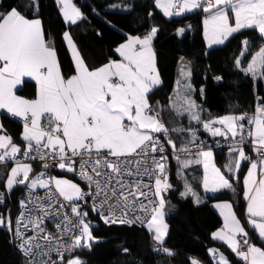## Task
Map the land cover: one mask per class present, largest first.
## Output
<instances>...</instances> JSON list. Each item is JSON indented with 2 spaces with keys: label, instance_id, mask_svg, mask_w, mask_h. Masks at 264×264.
I'll list each match as a JSON object with an SVG mask.
<instances>
[{
  "label": "snow or ice",
  "instance_id": "1",
  "mask_svg": "<svg viewBox=\"0 0 264 264\" xmlns=\"http://www.w3.org/2000/svg\"><path fill=\"white\" fill-rule=\"evenodd\" d=\"M54 3L69 28L86 18L73 0ZM154 4L166 17L202 10L209 47L224 45L243 30L255 31L259 46L245 37L234 64L254 82H264V0H154ZM109 7L120 10L121 4ZM39 14L40 0H19L0 11V110L23 123V147L0 123V165L8 169L6 162H13L9 170L0 172V230L9 234V243L23 264H85L77 251H91L101 241L93 235L94 221L83 208L88 205L105 225L139 223L152 234L155 252L174 255L165 246L169 234L165 194L174 187L166 145L179 165L177 178L184 186L181 196L191 195L197 204L202 202L184 174L193 164L203 167L205 193L234 192L235 188L232 177L213 163V151L197 130L170 129L158 103H151V93L162 84L153 49L159 29L152 26L142 35L125 34L124 42L114 49L118 58H109L96 68L88 66L70 32L64 31L62 39L73 61V73L65 76L55 40ZM184 31L179 28L177 34ZM190 75L181 69L182 77ZM31 81L35 82L33 98L16 94L18 86ZM258 99L252 115L228 114L206 120L189 96L179 105L173 101L172 108L176 115L186 114L202 125L210 136L231 139L232 158L225 167L235 176L242 163H247L243 179L247 225L264 242V98ZM170 133H187V137L178 145ZM246 146L256 154L255 159L245 152ZM193 148L194 159H181V153L190 156ZM25 161L39 163L43 171L35 172L33 164ZM56 168L77 176L86 189L50 175L48 170ZM21 187L24 194L14 218L7 207V194ZM215 207L220 209L224 225L212 238L225 243L243 264H264V248L252 242L232 204L217 203ZM209 252L215 264H230L217 249ZM189 264L203 262L190 258Z\"/></svg>",
  "mask_w": 264,
  "mask_h": 264
},
{
  "label": "trees",
  "instance_id": "2",
  "mask_svg": "<svg viewBox=\"0 0 264 264\" xmlns=\"http://www.w3.org/2000/svg\"><path fill=\"white\" fill-rule=\"evenodd\" d=\"M85 14V19L77 25L67 27L59 13L58 6L54 0H40V18L44 28L51 38L55 40L58 60L61 70L65 76L73 73V61L62 39V33L69 31L76 42L81 55L90 68H96L106 63L109 58H117L114 49L122 43L128 34L127 31L112 22L109 15H120L129 20L130 25L136 33H144L152 26L159 31L153 41L156 53V62L162 84L151 93V103L157 104L161 109V115L166 125L171 128L183 127L184 116L176 115L172 108L171 99L176 81L179 85H190L189 96L201 109L202 119L227 113L242 114L253 112L255 103L259 98H264V82H254L251 77L239 71L234 60L239 55L241 41L247 37L255 41L257 33L253 30H243L230 38L224 45L206 47L202 35L201 22L204 15L202 10L196 9L182 15L166 17L155 7L154 0H73ZM19 0H0V11L15 5ZM111 4H121V9L116 10L109 7ZM124 5L128 10H124ZM95 9V11H93ZM151 13V15H149ZM105 21H111V24ZM184 28L182 35L177 34V29ZM97 33H100L99 35ZM190 71V76H181V69ZM223 79L217 81L215 77ZM211 78L217 92L214 98L209 99V91L206 95V81ZM203 90V91H201ZM25 98H33L35 94V82L31 81L18 87L17 93ZM1 123L14 142L23 147L21 141L22 121L2 113ZM173 140L180 145L186 139L187 133H170ZM204 141L206 147H210L216 138H207L198 135ZM245 152L252 158L255 153L250 146L245 147ZM218 166L227 175L232 177L231 182L235 191L223 190L221 192L207 195L206 199L197 204L189 195L181 196L184 190L183 181L177 178L176 159L169 161L170 182L173 189L165 194L167 200L165 220L169 224V234L165 240V246L174 253L168 256L155 252V242L152 234L141 225H105L95 215L93 218V235L100 237L99 243L93 244L92 250L80 249L77 254L85 261V264H189L190 258H196L204 264H214L209 250L217 248L223 252L230 264H243L238 257L221 241L214 240L212 233L220 225L221 218L211 206L214 200H229L238 218L249 230L252 242L264 247V242L257 239L254 232L245 224L243 184L242 179L247 169V163H242L241 171L233 176L227 173L226 164L232 158L229 147L221 152H214ZM195 158V156H182L181 159ZM0 166V172L10 169ZM36 171V167H34ZM199 165L193 164L184 172L187 179L196 183L199 179ZM56 175H64L71 178L67 172H57ZM198 183V182H197ZM197 185V184H195ZM24 189L17 188L7 196V207L15 218L18 211V200L23 198ZM127 248L129 251H123ZM0 264H23L22 257L9 243V234L0 230Z\"/></svg>",
  "mask_w": 264,
  "mask_h": 264
},
{
  "label": "crops",
  "instance_id": "3",
  "mask_svg": "<svg viewBox=\"0 0 264 264\" xmlns=\"http://www.w3.org/2000/svg\"><path fill=\"white\" fill-rule=\"evenodd\" d=\"M73 3H74V1H73ZM75 4V3H74ZM76 5V4H75ZM77 6V5H76ZM78 7V6H77ZM159 9V8H158ZM161 12H162V10L161 9H159ZM163 13V12H162ZM185 13H187V12H185ZM184 14V13H183ZM204 18H205V15H204V17L202 18V22H201V27H202V35H203V37H204V41H205V44H206V47H208L209 48V45H208V41H207V39L205 38V35H204V25H203V20H204ZM109 19L112 21V22H115L116 24H118L119 26H121V27H123L126 31H127V33L128 34H131V35H142L143 33H136L134 30H133V28H132V26L130 25V23H129V20L126 18V17H122V16H120V15H109ZM124 42V41H123ZM66 43V42H65ZM213 46H216V45H213ZM154 49V48H153ZM69 51V50H68ZM70 53V52H69ZM71 56V55H70ZM118 58V57H117ZM117 58H114V59H117ZM108 62V61H107ZM106 62V63H107ZM105 64V63H104ZM101 66V65H100ZM156 66H157V62H156ZM99 67V66H98ZM157 69H158V67H157ZM161 78V77H160ZM25 79H27V78H25ZM34 82V81H33ZM18 87H20V86H18ZM206 88H205V90H206V95L208 94V91H209V95H208V97H209V99H213L214 98V96H215V94H216V92H217V89H216V87H215V85L213 84V82H212V80H211V78H208L207 79V81H206V86H205ZM189 89V87H188V85H187V82L185 83V85H179V84H177V81H176V84H175V87H174V91H173V97H172V99H171V102L173 103V101H175V102H177V105H179V103L181 102V99L184 97V96H189V94L190 93H188V89ZM18 95V94H17ZM23 97V96H22ZM190 97V96H189ZM25 98V97H24ZM191 98V97H190ZM192 99V98H191ZM193 100V99H192ZM2 113H4V114H6V115H8L7 113H6V111L5 110H0V116H1V114ZM228 114H234V113H227V114H223V115H218V116H215V117H212V118H216V117H222V116H224V115H228ZM235 115H239V114H235ZM9 116V115H8ZM184 116V118H185V123L184 124H182V126H185L186 128H195L196 130H197V135H203V136H205V137H207V138H216V137H212V136H210L207 132H205L204 130H203V128H202V125H200V124H197L195 121H190L189 120V118L187 117V115L185 114V115H183ZM16 119H19V118H16ZM20 120V119H19ZM0 123H1V118H0ZM22 129H23V125H22ZM21 133H22V131H21ZM21 136V135H20ZM22 147V146H21ZM213 151V150H212ZM213 163L216 165V167H218V168H220V166H218V164H217V162H216V156H215V153H214V151H213ZM253 159H255V158H253ZM12 166V165H11ZM199 168H200V173H199V179H198V183L196 182V183H192V182H190L189 180V183L192 185V187H193V189L199 194V196H200V199H201V201L203 202L205 199H206V196L207 195H212L213 193H205L204 192V189H203V187H202V176H203V167H202V165H199ZM221 169V168H220ZM222 170V169H221ZM246 171H247V169H246ZM246 171H245V173H244V176H245V174H246ZM222 172H223V170H222ZM244 176H243V179H244ZM59 177H62V176H59ZM243 179H242V184H243ZM195 184H197V185H195ZM184 191V190H183ZM191 196V195H190ZM192 197V196H191ZM193 199H194V197H192ZM243 199H244V197H243ZM195 201V200H194ZM224 202H229V203H231L229 200H214V201H212L211 202V206L214 208V210L219 214V216H220V218H221V223H220V225L214 230V232L215 231H218V230H220V229H222L223 228V225H224V221H223V217L220 215V209H218V208H216L215 207V204H217V203H224ZM244 202H245V205H244V213H245V217H246V206H247V202L245 201V199H244ZM232 204V203H231ZM233 206V205H232ZM233 211L235 212V210H234V208H233ZM238 217V216H237ZM242 222V221H241ZM242 224H243V222H242ZM245 224L247 225V220H245ZM247 227H248V225H247ZM246 228V227H245ZM246 230H247V228H246ZM225 244V243H224ZM226 245V244H225ZM227 246V245H226ZM257 246H260V245H257ZM261 247V246H260ZM262 248H264V247H262ZM213 249V248H212ZM215 249H217V248H215ZM218 250V249H217ZM219 252H221L220 250H218ZM221 253H223V252H221ZM224 254V253H223ZM213 261H214V264H215V259L213 258Z\"/></svg>",
  "mask_w": 264,
  "mask_h": 264
},
{
  "label": "built area",
  "instance_id": "4",
  "mask_svg": "<svg viewBox=\"0 0 264 264\" xmlns=\"http://www.w3.org/2000/svg\"><path fill=\"white\" fill-rule=\"evenodd\" d=\"M259 104V101H257L256 103H255V109H256V107H257V105ZM254 112H255V110L253 111V112H243V113H247L248 115H252V114H254ZM242 113V114H243ZM23 124V123H22ZM233 142L231 141V139H228V140H226L225 138H220V139H216L213 143H212V145L210 146V148L214 151V152H221L225 147H229L231 144H232ZM166 148H167V155H168V157H169V161L170 160H172V159H175V153H173L172 151H171V148H170V146H167L166 145ZM196 152V149L195 148H193L192 149V154L190 155V156H194V153ZM180 156L182 157V156H189V155H186V154H184V153H181L180 154ZM255 158H256V154H255ZM25 162H30V163H32L33 164V167H36L37 169H36V171L35 172H40V171H43V169L40 167V164L39 163H37V162H34V161H25ZM7 164H12L13 165V162L12 161H7L6 162ZM1 166V165H0ZM49 171V173H50V175H52V176H56V173L57 172H63V171H61L60 169H58V168H56V169H50V170H48ZM70 175H71V178L77 183V184H79L82 188H85L86 189V185L84 184V182L83 181H81L77 176H75V175H73L72 173H69ZM170 176V175H169ZM39 192H43V190H38ZM7 196H8V194H7ZM83 208H84V210H88L89 211V218L90 219H92L93 220V218L91 217V214H93L91 211H90V209L88 208V205H83ZM0 210H2V209H0ZM18 212H19V208H18V211H17V213H16V215H15V217L17 216V214H18ZM136 214H139V213H136ZM93 215H95V214H93ZM96 216V215H95ZM98 219H99V217L98 216H96ZM100 220V219H99ZM102 221V220H101ZM103 222V221H102ZM134 224H136V225H140L139 223H134ZM133 225V224H132ZM47 228L49 229V230H51V231H55V228H54V225L52 224V223H47ZM234 254V253H233ZM67 255V254H66ZM53 257H55V253H53ZM204 264V263H203Z\"/></svg>",
  "mask_w": 264,
  "mask_h": 264
},
{
  "label": "rangeland",
  "instance_id": "5",
  "mask_svg": "<svg viewBox=\"0 0 264 264\" xmlns=\"http://www.w3.org/2000/svg\"><path fill=\"white\" fill-rule=\"evenodd\" d=\"M11 165H12V164H11ZM59 176H62V178H67V179L72 180L73 182H75L72 178L66 177V176H64V175H56V177H59ZM75 183H76V182H75Z\"/></svg>",
  "mask_w": 264,
  "mask_h": 264
}]
</instances>
